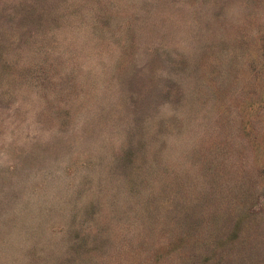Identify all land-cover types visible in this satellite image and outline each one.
I'll return each mask as SVG.
<instances>
[{"label":"rangeland","instance_id":"374dc122","mask_svg":"<svg viewBox=\"0 0 264 264\" xmlns=\"http://www.w3.org/2000/svg\"><path fill=\"white\" fill-rule=\"evenodd\" d=\"M0 264H264V0H0Z\"/></svg>","mask_w":264,"mask_h":264}]
</instances>
